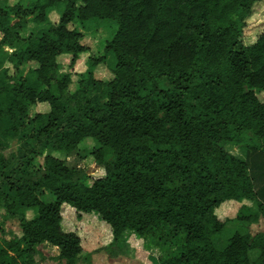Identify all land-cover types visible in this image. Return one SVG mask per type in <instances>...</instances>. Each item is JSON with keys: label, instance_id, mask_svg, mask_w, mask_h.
Segmentation results:
<instances>
[{"label": "trees", "instance_id": "16d2710c", "mask_svg": "<svg viewBox=\"0 0 264 264\" xmlns=\"http://www.w3.org/2000/svg\"><path fill=\"white\" fill-rule=\"evenodd\" d=\"M257 1L0 0V120L11 121L22 143L13 159L0 155V210L21 227V236L0 241V264H34L40 246L76 264L83 248L62 229L65 206L79 217L99 215L114 243L127 232L142 240L183 234L179 253L163 264H264V232L250 231L264 203L248 164L223 148L264 147V34L249 46L242 40ZM60 4L59 23L38 38L22 36L29 23L47 24ZM105 20L117 32L72 92L58 58L75 63L89 51L81 29ZM2 44L18 64L34 67L10 77ZM109 54L113 78L100 81L93 70ZM37 104L50 111L31 117ZM88 139L100 145L92 155L105 171L91 184L87 173L41 153L73 154ZM47 193L55 201H45ZM243 200L257 210L244 205L235 218H218L223 203Z\"/></svg>", "mask_w": 264, "mask_h": 264}, {"label": "rangeland", "instance_id": "374dc122", "mask_svg": "<svg viewBox=\"0 0 264 264\" xmlns=\"http://www.w3.org/2000/svg\"><path fill=\"white\" fill-rule=\"evenodd\" d=\"M19 1L7 0L11 6L16 5ZM63 11V4H60L54 10L48 11L49 19L45 27L39 26L36 28L32 23H29L22 30V36L26 37L34 33L38 38V35L46 31V28L59 23ZM70 28L81 29V26L73 24ZM117 29V23L112 20L91 21L84 29H81L84 34L83 44L88 47L89 51L80 54L73 64L71 55H63L58 58L60 64L59 76L69 75L72 79L70 91L74 92L78 88V81L87 76L92 70L90 60L105 55L106 44L114 37ZM263 34L264 0H259L254 4L252 14L246 20V27L242 37L243 43L246 46L252 45ZM13 52V49L8 44H2V62L5 69L3 71H7L10 77L17 78L22 74H26L34 65L26 63L18 64V61L13 58ZM115 66L116 58L113 54H109L104 63H100L94 68L93 73L95 78L100 81L112 80V70ZM258 97L264 100V93L258 94ZM49 111L48 104H37L30 108L29 114L33 117L35 114L47 113ZM19 138L20 134L13 131L9 119L0 120V155L11 160L16 154L21 152L22 143ZM99 146L94 140L88 139L80 145L79 151L73 154L67 155L52 150H44L41 153L43 156L51 155L65 161L70 168L78 169L81 174L87 173L89 175L88 183L91 184L93 180L105 175L104 168L96 165L92 155V151ZM223 148L248 164L258 198L264 203V147L258 150H244L235 144L225 143L223 144ZM41 165H43V158H37L34 164L35 169L38 170ZM44 200L53 202L55 201V197L53 194L47 193ZM244 205L250 209L257 210V204L250 200H243L241 203L231 201L223 203L216 210V214L221 221L233 219L236 217L238 210ZM62 216L63 231L66 233H76L81 240L83 254L77 259L76 264H93L94 257L96 264H109V262H112L110 264H124V262L126 264H163L164 259L179 253V248L183 242V234L176 232L174 236L164 234L162 238L152 237L146 240H142L135 234L127 232L119 243H114L110 226L96 213L83 214L79 217L76 210L65 206L62 209ZM33 217L31 212L26 213L27 219L30 220ZM250 231L253 235L258 232H264V217L261 218L258 224L252 225ZM15 236H21L20 222L6 217L5 210H0V241H9ZM217 240L219 244H224L225 242L222 236ZM38 251L35 255L36 261L34 264H51V261H61L66 264V261L58 258V252L55 249L40 246ZM119 257L121 261L115 263L113 259Z\"/></svg>", "mask_w": 264, "mask_h": 264}, {"label": "crops", "instance_id": "0c3cea01", "mask_svg": "<svg viewBox=\"0 0 264 264\" xmlns=\"http://www.w3.org/2000/svg\"><path fill=\"white\" fill-rule=\"evenodd\" d=\"M61 17V16H60ZM60 20V19H59ZM45 25L46 24H43V25H41V27H45ZM43 29V28H42ZM49 29V27L48 28H46V30H48ZM28 212H31L32 214H33V216L35 215V213H34V211L33 210H27V212L26 213H28ZM254 255H255V258L257 257V252H254ZM102 257V256H101ZM113 261L115 262V263H119L121 260H120V257L119 258H116V259H113ZM124 261V260H123ZM50 262V261H49ZM52 263L51 264H65L64 262H61V261H59V262H53V261H51ZM110 263H112V262H109V264ZM93 264H96L95 263V257L93 258ZM124 264H126V262H124Z\"/></svg>", "mask_w": 264, "mask_h": 264}]
</instances>
